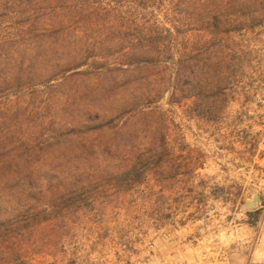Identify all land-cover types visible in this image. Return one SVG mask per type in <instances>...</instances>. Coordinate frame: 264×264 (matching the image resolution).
Wrapping results in <instances>:
<instances>
[{"label": "rangeland", "instance_id": "rangeland-1", "mask_svg": "<svg viewBox=\"0 0 264 264\" xmlns=\"http://www.w3.org/2000/svg\"><path fill=\"white\" fill-rule=\"evenodd\" d=\"M193 2L0 0V209L29 208L39 191L58 193L63 187L65 194L76 191L67 209L34 223L19 248L20 263L65 264L75 259L78 264H163L162 246L178 232L190 231L193 218L202 217L201 225L217 229L229 221L240 223L242 216L236 215L240 194L250 198L264 190V158H259L264 152V17L259 18L260 26L222 33L209 41V34L195 25ZM137 41L150 58L128 66L121 55ZM192 55L198 56L199 68H191ZM231 55L238 57L237 63L241 57L238 74L246 78L250 96L252 91L259 95L253 94L243 108L229 103L215 124L192 116L187 107L203 96L199 84L185 86L188 75L193 70L204 85L208 77L204 73L214 77L205 69H213L211 63L219 58L230 67ZM80 63L83 66L76 68ZM178 64L181 75L174 86L180 93L187 87L199 95L180 105L169 104L167 92ZM240 110L244 123L236 125L233 120ZM141 111L152 115L143 116ZM156 116L164 121L175 156L201 150L208 157L194 178L171 177L174 164L164 158L161 165L168 171L162 178L167 189L164 203L161 209L154 207L152 217H145L148 206L136 205L133 196L149 189L153 175L120 190L110 187L108 177L130 170L137 152L145 148L148 125L162 122L155 123ZM240 131L250 140L257 136L260 150L255 167L236 170L230 144ZM200 182L205 189L198 187ZM209 192L230 202L213 203ZM198 200L204 201L201 207ZM118 203L130 204L126 207L138 211L141 222L130 228L126 212L116 210L117 229L125 228L124 237L116 235L89 253L98 237L80 227L81 218L89 214L97 220L103 205ZM105 214L112 217L113 211ZM154 224L158 231L151 228ZM72 250L76 256L65 258L63 252Z\"/></svg>", "mask_w": 264, "mask_h": 264}, {"label": "trees", "instance_id": "trees-1", "mask_svg": "<svg viewBox=\"0 0 264 264\" xmlns=\"http://www.w3.org/2000/svg\"><path fill=\"white\" fill-rule=\"evenodd\" d=\"M133 1L134 3L136 2V0ZM191 4L194 5L193 8L196 12L195 25L198 30H202L209 34V41L215 40L218 35L222 33L232 31L240 32L244 28L260 26L262 19L259 18L264 17V0H195V2ZM235 22L240 23L236 25ZM138 42L139 41L132 44L129 49L121 55V58L127 62L128 66H130L131 63L139 64L141 61L147 62L150 58L147 48L145 46L141 48L138 46ZM197 57V55H192L188 59L191 68H199ZM127 59L129 61H127ZM229 60L231 63L230 67H228V61H225V59L221 60V58H219L217 61L212 62L211 65L214 68L210 69L208 67V69L205 70H208L214 77L211 79L208 73H204L208 76L204 85H200V81L202 80L197 79L193 75V70L191 74L188 75L189 79L186 81L185 86L189 87L193 84V86L196 87V84H199L200 90L198 92L203 96L201 101H194L192 107H187L188 113L192 116L204 119L205 122L215 124L219 118L218 115L220 112L225 110L230 101L229 96L231 91L235 90L234 83L242 77V75L240 76V74H238L241 65V57L238 63L236 62L238 60L236 55H231ZM205 65L207 64H204V66ZM81 66H83V63H80L76 68H81ZM178 68L179 64L173 72L174 77H171L172 86L167 90V92H169V104L173 103L180 105L184 99L199 96L194 95V89L190 91V89L186 87V89H182V93H180V89L174 86V84H177L179 81L181 75ZM229 69H231L230 72H228ZM231 72H233V74L229 75ZM226 73L228 75L225 79L227 82L226 85H223L222 78ZM190 76L194 77L190 78ZM203 87L205 88L203 89ZM220 103L222 104L219 105ZM223 104L224 106L222 107ZM215 112H217V116L214 115L216 114ZM140 113H142L143 116L152 115L151 112L146 113V111H141ZM162 115L163 114L160 113V116ZM154 119L155 123L156 120H161L162 122L160 124L156 123L158 127L154 123L148 125L147 129L150 130H146L147 141L145 143V148L137 152V157H135L136 162L131 165L130 170L127 172L125 171L126 173L109 175V181H112L110 187L115 190H120V188L126 186L125 184L128 182H134V180L141 181V179L145 180L149 175L160 177L165 171L164 167L161 165V162L165 160L164 158L176 161L178 157L182 156L181 151L176 153V156L174 155V145L168 140L167 132H165L167 128L163 126V119L160 117L157 119V116ZM152 125L153 128H150ZM129 134L127 133L128 136ZM127 142L128 141L123 142V148H126L125 144H127ZM260 153L261 155L259 154V158H264V152ZM97 172H99V170ZM131 177L134 179H131ZM66 188L67 187H63L58 190V193H51V191L49 193H43L42 191H39V193L36 192L35 199L33 197V202H35V204L29 208L14 207L9 210L4 207L0 209V264H22L20 263L21 257L18 251L22 246V242L27 237V232L32 229L34 223L39 218V223L44 220L47 221L53 214H59L69 207L66 206L68 201L71 200L69 198H72L71 196H73L76 191H69L65 194L66 191L63 190H67ZM82 213L84 212L82 211ZM63 221L65 222V220Z\"/></svg>", "mask_w": 264, "mask_h": 264}, {"label": "crops", "instance_id": "crops-1", "mask_svg": "<svg viewBox=\"0 0 264 264\" xmlns=\"http://www.w3.org/2000/svg\"><path fill=\"white\" fill-rule=\"evenodd\" d=\"M259 78V77H258ZM245 77H240L235 83V90L231 91L230 101L228 102L225 110L230 104H239L240 108H243L251 99L253 94L257 97L259 95L258 91H252V96L250 92L246 90V85H244ZM254 81V80H253ZM252 81V82H253ZM259 106V105H258ZM239 117L237 120H233L236 125H242L244 123L243 116H245L242 110L236 112ZM236 115V116H237ZM198 118V117H196ZM199 119V118H198ZM210 123V122H209ZM214 124V123H210ZM198 127H201L200 124ZM251 126H249L250 128ZM232 135V142L230 144V152L233 153V166L236 170L248 169L249 166L255 167V161L257 158V152H259L260 142L257 136L253 140H250L251 136L245 134L242 131ZM235 145H238L239 149H236ZM207 155L203 154L202 151H194L192 155H184L178 157L176 161H171L174 164L172 170H169L171 177H196L198 172L204 168L206 163ZM237 162V163H236ZM163 174L158 177L153 175L155 181L148 184L149 189L143 188V190L136 193L133 196L136 199V205L140 202L143 203L144 209L148 206L145 211V217H152L155 209H161L160 204L164 203L163 195L166 193V188L164 187V181L162 180L166 171L164 167ZM226 171V169H224ZM169 175V176H170ZM210 178V177H209ZM160 179V180H159ZM201 190L205 189V183H201L198 186ZM208 188V187H207ZM206 188V189H207ZM214 190V188H213ZM247 193V192H246ZM210 200L213 203L220 202L223 205H227V201L223 200L215 192H209ZM157 195V196H156ZM159 195V196H158ZM231 196V194H230ZM152 197H156L153 198ZM247 195L239 196L238 206L239 210L236 215H241V222L234 224L233 221L226 222L220 229L215 228L213 225L207 223L200 224V219L202 217H195L192 219L193 227L190 231L184 229L181 233L178 232L177 235H173L167 239V246L163 245L160 251V259L163 264H264V190L258 192V204L257 206L249 211L243 210V205L248 200ZM199 207L203 205L201 200H198ZM155 203V205H154ZM236 204V206H237ZM130 204L118 203L116 206L112 204L103 205L104 211L101 218L97 220L92 216L87 214L81 218L80 227L84 228V231L95 232L98 237L95 243V247H91L90 252L95 251L97 245L101 242L108 241L110 238L121 234L124 237V229L118 228L119 224L117 221L116 210H123L126 212V217L130 221L128 227L132 228L135 222H141L140 213L138 211L132 212L133 207L127 208ZM132 206V205H131ZM117 207V208H116ZM119 207V208H118ZM155 207V209H154ZM205 207V206H204ZM124 208V209H122ZM210 211L214 212V206L209 205ZM237 209V207H236ZM112 210L113 215L109 217L105 214V211ZM197 221V222H196ZM210 223V220H208ZM161 223V222H160ZM157 222V224H160ZM138 226H142L140 223ZM152 226V225H151ZM160 226V225H159ZM163 225H161L162 227ZM186 227V225H184ZM151 228L158 231L160 228L154 224ZM129 230H127L128 232ZM146 234V233H145ZM114 235V236H113ZM165 242V240H164ZM104 250V249H103ZM105 250H107V245H105ZM131 251V249L129 248ZM77 252L75 250L63 252L64 257L71 255L73 258L76 256ZM65 264H78L75 259L72 261H67ZM115 264V263H113Z\"/></svg>", "mask_w": 264, "mask_h": 264}, {"label": "water", "instance_id": "water-1", "mask_svg": "<svg viewBox=\"0 0 264 264\" xmlns=\"http://www.w3.org/2000/svg\"><path fill=\"white\" fill-rule=\"evenodd\" d=\"M258 204V195L253 194L247 202L243 205V209L246 211L254 209Z\"/></svg>", "mask_w": 264, "mask_h": 264}, {"label": "built area", "instance_id": "built-area-1", "mask_svg": "<svg viewBox=\"0 0 264 264\" xmlns=\"http://www.w3.org/2000/svg\"><path fill=\"white\" fill-rule=\"evenodd\" d=\"M262 161H264V160H262Z\"/></svg>", "mask_w": 264, "mask_h": 264}]
</instances>
